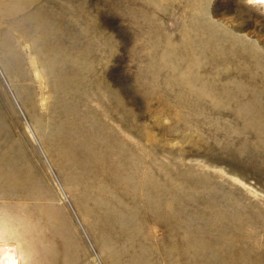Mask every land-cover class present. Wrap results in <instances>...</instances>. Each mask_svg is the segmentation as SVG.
Listing matches in <instances>:
<instances>
[{
	"label": "rangeland",
	"instance_id": "rangeland-1",
	"mask_svg": "<svg viewBox=\"0 0 264 264\" xmlns=\"http://www.w3.org/2000/svg\"><path fill=\"white\" fill-rule=\"evenodd\" d=\"M0 264H264V2L0 0Z\"/></svg>",
	"mask_w": 264,
	"mask_h": 264
},
{
	"label": "snow or ice",
	"instance_id": "snow-or-ice-1",
	"mask_svg": "<svg viewBox=\"0 0 264 264\" xmlns=\"http://www.w3.org/2000/svg\"><path fill=\"white\" fill-rule=\"evenodd\" d=\"M260 2H264V0H260Z\"/></svg>",
	"mask_w": 264,
	"mask_h": 264
}]
</instances>
